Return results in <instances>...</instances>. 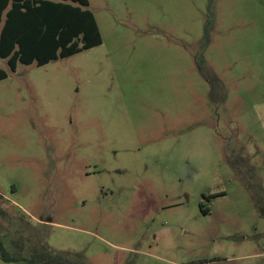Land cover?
Returning <instances> with one entry per match:
<instances>
[{
	"label": "rangeland",
	"instance_id": "rangeland-1",
	"mask_svg": "<svg viewBox=\"0 0 264 264\" xmlns=\"http://www.w3.org/2000/svg\"><path fill=\"white\" fill-rule=\"evenodd\" d=\"M90 10L102 45L15 72L0 60L4 248L264 264V0Z\"/></svg>",
	"mask_w": 264,
	"mask_h": 264
},
{
	"label": "trees",
	"instance_id": "trees-1",
	"mask_svg": "<svg viewBox=\"0 0 264 264\" xmlns=\"http://www.w3.org/2000/svg\"><path fill=\"white\" fill-rule=\"evenodd\" d=\"M208 41V32L205 30ZM101 32L90 0H0V60L8 70L18 66L43 67L102 45ZM0 68V82L8 78ZM207 214V212H206ZM0 253L4 262L26 264H89L52 250L30 258H14L4 248L0 232Z\"/></svg>",
	"mask_w": 264,
	"mask_h": 264
}]
</instances>
